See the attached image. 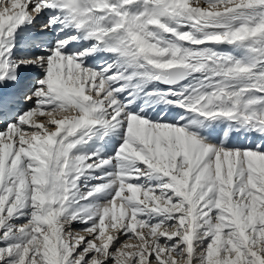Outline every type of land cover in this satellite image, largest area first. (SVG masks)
<instances>
[{
  "label": "snow or ice",
  "instance_id": "6c2138e0",
  "mask_svg": "<svg viewBox=\"0 0 264 264\" xmlns=\"http://www.w3.org/2000/svg\"><path fill=\"white\" fill-rule=\"evenodd\" d=\"M0 264H264V0H0Z\"/></svg>",
  "mask_w": 264,
  "mask_h": 264
}]
</instances>
